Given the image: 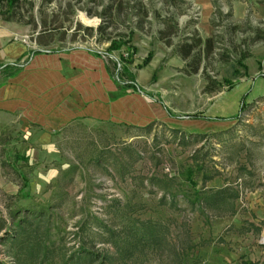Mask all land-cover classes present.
Returning a JSON list of instances; mask_svg holds the SVG:
<instances>
[{"label": "rangeland", "instance_id": "1", "mask_svg": "<svg viewBox=\"0 0 264 264\" xmlns=\"http://www.w3.org/2000/svg\"><path fill=\"white\" fill-rule=\"evenodd\" d=\"M214 1L207 52L192 0H0L35 47L86 46L137 81L163 51L142 93L171 119L0 128V264H264V0L240 20Z\"/></svg>", "mask_w": 264, "mask_h": 264}, {"label": "crops", "instance_id": "2", "mask_svg": "<svg viewBox=\"0 0 264 264\" xmlns=\"http://www.w3.org/2000/svg\"><path fill=\"white\" fill-rule=\"evenodd\" d=\"M219 2L236 20L244 19L250 8L259 5L257 0ZM192 6L199 9L198 27L209 36L216 14L215 1L192 0ZM255 12L264 14V8L258 7ZM26 32L22 23L0 21V64L21 65L11 74L0 71V128L30 130L29 134L33 132L46 139L76 120L133 125L171 121L158 101L141 91L127 90L101 53L86 46L35 47ZM170 46L173 48L174 44ZM164 56L163 51L156 50L151 62L142 67L143 79L138 75L141 86L153 77ZM178 57L186 62L180 54Z\"/></svg>", "mask_w": 264, "mask_h": 264}, {"label": "trees", "instance_id": "3", "mask_svg": "<svg viewBox=\"0 0 264 264\" xmlns=\"http://www.w3.org/2000/svg\"><path fill=\"white\" fill-rule=\"evenodd\" d=\"M8 2L9 5H11L12 7H16L17 4L19 3V0H6ZM122 4H119L118 7L116 8L118 12H120ZM134 6V5H133ZM108 8H110V10H113V3L108 6ZM217 8L215 10V12L217 13ZM110 11V12H111ZM213 22V20H212ZM162 39L165 40L166 44L170 45L172 44V40L168 39L167 35L162 33L161 34ZM213 38L214 35L209 36L205 39V44H206V50L207 52H210L211 48H213ZM202 42V39H195L194 41H186L184 43V45H180L178 48V52L179 54L185 59L188 60L189 57L192 55V53L196 50L197 45H199ZM123 41H118L117 39H112L110 46H109V52L111 50L114 49H118L122 46ZM40 50V49H36L35 51ZM94 51L98 52L97 50L93 49ZM249 55V53H245L242 55L243 58L247 57ZM152 54L149 53L148 56L145 58V63H147L150 58H151ZM238 63H242V61L239 59ZM200 60L197 59V61H190V66H191V70L193 72H197L200 69ZM20 64L18 62H14V63H4V64H0V71L2 72H6V73H14L15 71H17L20 68ZM114 76L116 77V79L118 81H120L121 83H123L125 86L128 85L132 90L134 91H141L144 92L142 86L140 85V83L137 81L136 79V75L135 73L132 72V70L127 67V66H116V70L113 72ZM227 80V79H226ZM244 108H241V111H243ZM171 112V111H170ZM239 114L234 116V117H223V116H218L216 117L217 119L220 120H232L235 118H238Z\"/></svg>", "mask_w": 264, "mask_h": 264}]
</instances>
